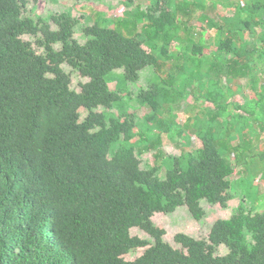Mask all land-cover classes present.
I'll return each instance as SVG.
<instances>
[{
  "label": "trees",
  "instance_id": "1",
  "mask_svg": "<svg viewBox=\"0 0 264 264\" xmlns=\"http://www.w3.org/2000/svg\"><path fill=\"white\" fill-rule=\"evenodd\" d=\"M223 2L150 0L143 11L125 0L122 16L83 26L80 43L82 17L27 16L26 0H0V264H264V201L260 211L239 201L206 238L176 234L180 248L153 222L179 207L200 221L203 200L227 208L237 167L250 180L264 177V0L235 2L243 18H210ZM64 64L87 80L80 91ZM148 67V88L122 113L124 92L108 76L122 70L137 83ZM243 81L252 96L238 104ZM191 93L215 110L179 114L187 120L180 125ZM113 107L119 114L107 118ZM191 134L200 141L195 154L186 151ZM162 135L180 140V156L161 150ZM152 149L153 164L141 168L138 154Z\"/></svg>",
  "mask_w": 264,
  "mask_h": 264
},
{
  "label": "rangeland",
  "instance_id": "2",
  "mask_svg": "<svg viewBox=\"0 0 264 264\" xmlns=\"http://www.w3.org/2000/svg\"><path fill=\"white\" fill-rule=\"evenodd\" d=\"M150 0H132V8L138 7L139 9L145 11L148 7V2ZM226 3H221L227 8H223L222 5L216 6L213 10H207V14L210 18L218 20L220 16H237L244 17L242 13H239L234 10L235 2L240 0H225ZM242 1V0H241ZM27 4L24 9V14L27 16H41L48 17L51 15H59L65 12H69L75 18H83L82 22H79L74 29V37L80 42L83 43L84 39L81 35V28L83 26L92 25L94 21L102 16H105L108 19H115L122 16L123 12L127 9L125 5V0H26ZM232 3L230 6L229 4ZM208 6L211 4L207 2ZM54 28V27H53ZM260 27L254 29V33L257 35L260 32ZM197 33V30H195ZM249 31L245 33V36H249ZM205 40L206 50L205 52L210 54L215 52V38L212 33H205L201 36ZM22 40L28 41L32 44V47L36 50L37 53H42V49H37L35 44V37L32 36H23ZM254 45H260L259 40H255ZM253 44H251L252 47ZM59 48V46H55ZM63 70L70 75L71 78V88L75 91H80L79 84L84 83L86 79H80L77 77L76 72L66 64L62 65ZM152 77V69L149 67L140 72V79L137 83H127L122 76V70H114L108 76L110 80L109 87L114 89L117 87L124 92L122 101L117 105H120L119 111L122 113H132L133 108H136V99L135 95L141 90V88L146 89L149 86V80ZM210 78L212 76L210 75ZM224 84V80L222 81ZM243 89L241 92L236 95L232 101L242 104L245 102L246 98H249L251 95L250 89L247 87L246 82L243 81ZM195 101L193 94H188L182 101L180 108L177 111L178 117L175 119L180 125L187 121L182 115H187V118L190 119L193 117V114L204 110L205 114L207 112H213L215 110L213 104L210 102L201 99ZM114 108V107H113ZM139 109V110H138ZM119 111L117 108L112 110H106L104 112L105 116L108 118L114 114L118 115ZM191 111V113H189ZM147 113L145 108H137L136 110V120L141 121L142 117ZM182 114V115H179ZM180 140L170 141L165 135L161 136L160 143L162 144L161 150L172 156H180L183 152L180 146ZM200 146V141L194 134H191V148L186 150L187 152L196 153V150ZM157 150H149L148 152H143L141 155L138 154V158L141 161V168L145 169L148 166L152 165L153 155ZM233 162V160H232ZM160 177H163V173H159ZM258 178V177H257ZM255 180H250L246 172L242 167L235 168V173L232 175L229 180L231 181L232 191L236 192L235 197L229 204L227 208H221L218 205H210L206 201H201V207L205 212L204 217L200 221H196L186 207H179L173 213L168 215L157 214L153 217V222L156 225L162 226L165 229V236L163 237L164 241L175 248H180V246L175 243L174 237L176 234L182 233L186 234L195 239L206 238L208 232L213 225V223L220 218H228L232 215L236 206H238L239 201L247 208L251 209L253 204H255L256 211H260L263 201H264V177H260ZM255 186L257 187L256 190ZM256 200V201H255ZM132 236H137L138 238L148 239V235L140 231L137 228L130 230ZM227 250L225 248H220L219 254H225Z\"/></svg>",
  "mask_w": 264,
  "mask_h": 264
}]
</instances>
